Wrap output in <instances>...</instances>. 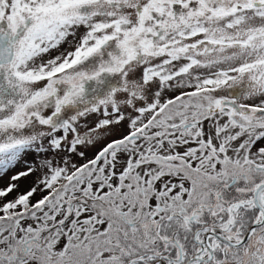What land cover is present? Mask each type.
Listing matches in <instances>:
<instances>
[{"label":"snow or ice","instance_id":"obj_1","mask_svg":"<svg viewBox=\"0 0 264 264\" xmlns=\"http://www.w3.org/2000/svg\"><path fill=\"white\" fill-rule=\"evenodd\" d=\"M5 178L0 264H264V0H0Z\"/></svg>","mask_w":264,"mask_h":264},{"label":"rangeland","instance_id":"obj_2","mask_svg":"<svg viewBox=\"0 0 264 264\" xmlns=\"http://www.w3.org/2000/svg\"><path fill=\"white\" fill-rule=\"evenodd\" d=\"M31 179L32 178H29V179H26V180H23L22 183L27 186L31 183ZM6 178L4 180H0V186H2L4 183H6Z\"/></svg>","mask_w":264,"mask_h":264}]
</instances>
